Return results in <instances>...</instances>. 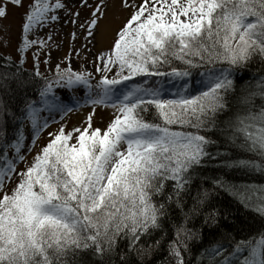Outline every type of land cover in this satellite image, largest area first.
Listing matches in <instances>:
<instances>
[{
    "label": "snow or ice",
    "instance_id": "6c2138e0",
    "mask_svg": "<svg viewBox=\"0 0 264 264\" xmlns=\"http://www.w3.org/2000/svg\"><path fill=\"white\" fill-rule=\"evenodd\" d=\"M118 7L0 0V264H264V0Z\"/></svg>",
    "mask_w": 264,
    "mask_h": 264
},
{
    "label": "rangeland",
    "instance_id": "374dc122",
    "mask_svg": "<svg viewBox=\"0 0 264 264\" xmlns=\"http://www.w3.org/2000/svg\"><path fill=\"white\" fill-rule=\"evenodd\" d=\"M25 2H27V0H25ZM109 3V14L111 16H119L120 18H123L125 11L119 9L118 5H119V0H108ZM8 10H9V14L8 17L6 18V20L4 21V23L6 24H11L12 25V32L15 33V31L18 28L19 25V21H20V14L23 11L22 8H15L13 7V5L11 3H9L8 5ZM84 11H81V16L83 18L84 16ZM63 28V36H56L54 37L57 40L62 39L64 42V48H62L60 51L61 53H63L65 51V49L67 48L68 44H69V37H68V32L71 31V25H62ZM82 41V37L80 41H77V43ZM5 52L7 51H11V49H5ZM13 55H15L13 53ZM58 55V53H53V58L55 59L56 56ZM75 63V62H74ZM31 66V58H29V62L25 65V67H30ZM43 70V66L42 69ZM90 106L88 105H83L80 108H73L71 112H69L65 119H66V127H73L76 126L80 123V121L83 120L84 116L86 115L87 112H89ZM111 109H106L103 106H98L96 108L95 111V115L93 117V124H99L101 122V117H103L104 120H107L109 115H110ZM57 127V125L55 123H52L49 125V130H51L52 128ZM33 151H35V148L33 149ZM31 155V154H29Z\"/></svg>",
    "mask_w": 264,
    "mask_h": 264
},
{
    "label": "trees",
    "instance_id": "16d2710c",
    "mask_svg": "<svg viewBox=\"0 0 264 264\" xmlns=\"http://www.w3.org/2000/svg\"><path fill=\"white\" fill-rule=\"evenodd\" d=\"M234 176L239 177L240 174L236 173L229 175L228 178L233 179ZM249 179H253L257 183H264V179H262L259 175L249 177ZM222 206L228 208L230 215L227 221L222 222L221 230L227 231L231 236H234L235 239L239 240L247 238L251 234L258 233L259 230L264 229V220L254 213L245 211L242 207L235 204V202L230 199L224 200ZM215 235L216 234L213 231L205 229L204 243L208 244L213 241Z\"/></svg>",
    "mask_w": 264,
    "mask_h": 264
}]
</instances>
